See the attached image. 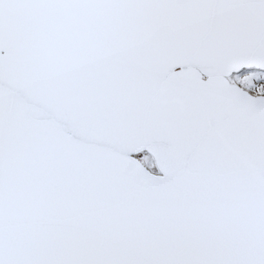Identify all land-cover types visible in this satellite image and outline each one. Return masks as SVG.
<instances>
[{"label":"snow or ice","instance_id":"obj_1","mask_svg":"<svg viewBox=\"0 0 264 264\" xmlns=\"http://www.w3.org/2000/svg\"><path fill=\"white\" fill-rule=\"evenodd\" d=\"M0 264H264V0H0Z\"/></svg>","mask_w":264,"mask_h":264}]
</instances>
